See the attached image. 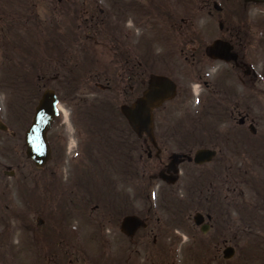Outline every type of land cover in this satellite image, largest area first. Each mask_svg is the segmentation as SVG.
<instances>
[{
  "label": "flooded vegetation",
  "instance_id": "obj_1",
  "mask_svg": "<svg viewBox=\"0 0 264 264\" xmlns=\"http://www.w3.org/2000/svg\"><path fill=\"white\" fill-rule=\"evenodd\" d=\"M196 1L199 2L198 11L201 7L210 17L214 16L213 10H222L216 0ZM191 5V0H107L105 6L97 0H0V19H9L6 26L0 25L4 34L0 43V86H55L59 100L75 101L76 109L69 119L75 146L68 155L77 171V185L90 183L97 165L101 175L107 174V170L109 175L112 166L118 167L114 172L117 174L119 170L121 180H127L130 172L131 179L135 177L136 182L140 181L141 193L148 198L146 204H150L151 190L157 188L156 193L161 197L160 207L138 205L129 209L127 197L121 196L118 208L110 195L104 196L110 200L107 208L101 204L95 207V211H100L99 224H108L112 229H121V222L128 215L139 216L145 221V226L137 229L132 237L121 234V255L114 259L119 264H130L128 248L134 246L139 251L144 248L159 250V247L174 244L187 246L202 242L201 246L210 247L207 252L198 247L213 260L207 258V263L215 260L222 263L226 247H233L236 254L245 238L256 243L257 249L264 247V134L263 143L256 142L258 130L251 115L250 100L254 85L260 80L249 60L240 52L242 34L248 35L251 45L257 43L254 22L240 20L232 29L226 30V36L223 33L220 37L225 41L228 37L238 55L237 61L224 64L245 76L238 79L246 92L244 106L239 103L235 88L229 92L224 89L223 81L216 80L209 91L215 93L220 101L202 102L201 112L192 116V125L188 114L186 134L189 135L183 142L178 139L184 133V130L180 131L179 124L177 128L166 124L180 105L184 110L188 109L190 95L188 90L182 89L184 78H178L172 72L146 74L148 61L157 62L161 53L171 60L173 68L181 70V76L196 65L201 56L208 59L205 55L207 45L202 48L203 52L200 46L193 47L197 42L192 33ZM128 24H131L129 28ZM242 27L248 28L247 33H241ZM27 34L30 37L29 56L23 55L26 47L21 48L22 35ZM68 47L79 52V56L69 53L72 55L68 58L72 61L66 70L67 77H64L63 66L67 65L64 49ZM17 51L21 56H16ZM98 54L110 56L115 72H92L90 67L99 62L94 57ZM47 64L52 69L47 70ZM41 68L42 71H37ZM153 74L164 75L177 86L176 97L153 111L155 144L145 135L138 137L123 115L111 107L98 109L96 104L99 101L94 97L88 100L86 91H80V87L95 86L103 92H112L113 96L120 98L121 105L127 106L143 96ZM230 95L235 97L230 99ZM13 112L15 114L6 106L0 110V152L7 155L10 151L15 156L14 160L16 153L19 155L16 170L0 162V210L5 212L12 211L8 205L13 192L10 190L19 176L17 170L19 172L21 160L27 159L25 132L32 120L27 110ZM59 117L60 114L55 124ZM53 129L54 126L48 135L52 157L43 169L51 163H59L57 155L61 153L59 148L64 137L51 136ZM173 148L178 151L172 152ZM202 151L210 152L202 156V163H197V154ZM258 166L262 171L257 169ZM102 167L106 169L104 172ZM10 172L14 173L10 175ZM181 192L187 198H193L192 205L183 207L180 203L178 207L170 206ZM91 196L89 191L74 190L71 196L74 208L69 209L75 212L88 209ZM23 198L25 206L20 209L23 215L17 216V220L23 222L16 224L18 228L13 221L7 222V218L0 217V221H4L0 223V264H115L113 260H95L93 256L79 253V230L71 220L66 221L68 208L62 212L63 223L49 224L41 219L43 222L39 225L42 226L45 250L39 256L32 254L31 248L35 244L28 241L27 233L38 232L30 224V198L27 195ZM159 210L174 213L171 217H182L187 224L167 222L168 218L158 216ZM196 213L205 216L201 225L193 222ZM12 226L18 234L10 233ZM202 227L209 230L204 233ZM180 231L183 232L180 234ZM156 253L158 258L153 259L157 263L161 258L169 264V258ZM252 259L264 263V256L259 258L255 254Z\"/></svg>",
  "mask_w": 264,
  "mask_h": 264
},
{
  "label": "rangeland",
  "instance_id": "obj_2",
  "mask_svg": "<svg viewBox=\"0 0 264 264\" xmlns=\"http://www.w3.org/2000/svg\"><path fill=\"white\" fill-rule=\"evenodd\" d=\"M97 1L101 6H105V1L107 2V0ZM216 1L221 5V7H223V11L217 12L216 10H213L214 16L210 17L205 13V10L201 7V11H198L199 2H197L196 0H191V9L193 16L192 33L193 36L196 37L194 39L197 42L196 44H193V47L200 46V50H202L203 52L204 49L202 48H204L206 45L211 44L217 38H220L223 33L226 36V30L228 28L231 29L233 27V24H237V22L240 20L247 21L250 19L251 21H253L256 37H258L259 35L263 36L264 4H248L244 7L243 0ZM8 20V18L0 19V21L3 22H7ZM220 22L223 23V30L219 29ZM0 25H2V22H0ZM130 26L131 24H128V28ZM19 27H22L21 24L19 25ZM22 38L23 39L21 40V48H26L24 52L22 50H20V52H23V55L25 56H29L30 52L28 46L30 45V37L27 34L26 36L22 35ZM248 39V36H244L243 34L241 35L242 43L240 46V52L245 56L246 60H249L250 67L257 72L258 78L261 79V81H257L255 83V89L251 93L250 100L252 102L251 115L257 123L256 127L258 130V138H256V142L263 143L262 136L264 134V76L262 69L264 67V54L263 50L259 51L257 49L256 44L255 46H253L248 43ZM67 49H64V62L67 63L66 66H63L62 73L64 77H67L66 70L68 68L69 63L72 61L71 58H68L72 55H70L69 53L73 52L75 57L79 56V52L75 51L74 49L70 50L69 47ZM20 52L17 51V57L21 56ZM94 57L97 58L99 62L98 64H96L94 60L95 65L90 67L92 72H115L116 68L111 67L112 64L109 61V55L98 54ZM1 58L2 57L0 52V60ZM148 62L149 65H147L148 70H146V74L158 72H172V75L177 76L178 78H184L181 81V84L183 86L182 89L186 91L188 90L190 95L189 101L187 102L188 109L184 110V106L180 105L176 114L170 117V119H167L168 122L166 124L167 127L172 126L175 128H177V125L179 124L180 131L184 130V133H182L178 137L179 142L185 141L187 139V135H189L186 134V130L188 128V122L186 117L188 116V114V119L192 125V116H196L201 112L202 102L212 99L220 101V99L216 96L215 93L209 91L211 89V86L213 87L215 85L216 80L219 79V81H223L225 83L224 89L229 90V92L233 91V88H235L238 95L237 98L239 99V103L244 106V103L246 101V92L242 85L238 82V79L239 77L245 76L243 72L236 73L231 69V66L225 65L223 62L211 61L209 59L204 58V56L203 58L201 56V60H197L196 65H193L190 70H185V73L182 74V76L181 72H179L181 70H178V68H173L171 66V60H167L165 54L161 53L159 55V60L155 63L151 61ZM28 63L29 61L27 62V64ZM50 69H52V67L47 64V70ZM37 71H42V68ZM70 76L71 75H69L68 77ZM206 84L208 85L206 86ZM21 86L27 87L25 85H19L17 87ZM53 88L57 90V87L53 86ZM80 89V91L85 90L86 93L89 95L88 100H91V98L94 97L95 100L99 101L96 104V107L98 109L103 107H106V109H108V107H111L113 111L117 110L119 112L122 102L119 97L113 96L112 92H103L95 86H85L80 87ZM228 96L229 95H227V97ZM233 97L235 96L230 95V99ZM13 102L19 103L20 105L18 107H12L9 104V111H11L12 113H14L13 111L21 113L22 108H25V105L27 104L24 99L16 98L14 94H12V96H9L8 91L4 87L0 86V110H4L7 103ZM75 104V101L72 100L60 103L61 107L69 111L70 113H72V111L76 109V106H74ZM186 111H189V113H187ZM63 119V115L61 114L58 123L54 125V129L51 133V136L53 137L59 135L64 137L62 147L59 148V150H61V153H58L57 155L59 158V163H51L46 169H36L35 166L30 163L27 159H25V161L21 160L22 165L20 167L19 172L17 170L19 176L16 179L13 188L10 190L13 192L10 201H8L10 202L8 203V205L11 206L12 211L5 212L1 209L0 217H2L1 219L7 218V222L13 221V224H15V226L18 223H22V220H17V216L19 214H22L20 213V209L21 207L25 206L23 202V197L27 195L30 198V201H28V203L32 208V214L29 216L30 224L32 225V229L36 228L37 230H35L38 232L36 233L32 231V233H27V238L29 242H31L32 240V245L35 244V246H32L31 248V253L39 256L40 253L41 255L43 254L45 248H43L42 246L43 237L41 230L42 228H40L42 226L39 225L38 219L40 218L44 222L49 224L65 222V219H63L64 215H62V212L66 208H74V203L71 201L73 191H89L90 194L93 196H91L92 198H89V200L92 202L89 205L88 209H84L83 211L78 212L69 209L70 211H74V213H71L69 210H67L69 214L67 215L66 221H68V219L71 220V223H73L75 228L79 230V253L84 256H93L95 260L102 258L107 260H113L115 264H119L116 263L114 259L115 257H118V255H121V242L119 241L122 233L120 231V228L117 227L115 229H112L108 224L104 226L100 225L97 220L100 211H95V207L98 204H101L103 208H107L110 205V200L108 198L106 199L105 197H107L108 195L113 196L114 199L111 201L116 203L118 208L120 206V197L126 196L128 205L130 204V207H128L129 209L137 207L138 205L145 207H160L161 197L156 193L157 188H153V195L149 199L150 204H146L148 198L142 195L139 186L141 185L140 181L136 182L135 177H133L132 179L128 178V180H121L119 179L120 173L118 174V176H116V174L111 171L109 178H106V176L102 174L103 176H105V179L100 173H98L99 168L97 165L95 170V177L92 179V182H83L80 183L78 186L77 184L79 181L77 171L74 168V164L72 162L71 157L68 155V146L70 144V140L74 139L75 141V137L70 131V128L72 130L73 127L71 122H68V125L70 127L68 128V126L64 124ZM73 148L74 147L70 148V150ZM175 150L176 149L173 148L172 152H174ZM177 151L178 150H176V152ZM14 157L15 156H12V153L10 151L7 152V155H3L0 152V162L16 170L18 165L17 160L19 158L18 153H16V160H14ZM257 169L259 171H262L261 166H258ZM261 174H263V172H261ZM8 181L9 183L12 182L11 180ZM178 198L179 200H185L187 196L181 192L179 193ZM1 206H4V204L1 203ZM173 214L174 213L169 214L168 212L163 213L161 210L158 211V216L165 217V219L168 218L167 222H182L184 223L183 225L187 224V221H185L182 217H171V215L173 216ZM102 216L103 213L100 214V217ZM2 222L4 221H0V223ZM13 232H16L18 234L14 226H12L10 230L11 234H13ZM181 232L183 231H180L179 233L181 234ZM8 237L11 238L12 236ZM112 238L115 239V241ZM113 244L115 246H113ZM202 244V242H197L195 244L187 246L181 244H174L164 248L159 247V250H157V248H154L153 250L144 248L143 250L140 249V251L137 246H134L128 248V256H130V264H166L165 260L161 258L158 260V263L156 262V259H153L158 258L156 252L164 254L166 258H169V264H264L260 260L252 259L253 255L255 254L259 258H263L264 247H259L257 249V244L250 241V238H245V241L238 246L237 253L232 260L224 262L222 261V263H216L217 260H215V262L207 263L205 259H207L208 257L205 256L204 251L207 252V249L210 247L201 246ZM17 246L19 245L17 244ZM198 247H202L204 251Z\"/></svg>",
  "mask_w": 264,
  "mask_h": 264
},
{
  "label": "water",
  "instance_id": "obj_3",
  "mask_svg": "<svg viewBox=\"0 0 264 264\" xmlns=\"http://www.w3.org/2000/svg\"><path fill=\"white\" fill-rule=\"evenodd\" d=\"M246 2L264 3V0H245ZM233 46L222 40L215 41L208 46L206 53L212 59L225 61L237 60V55L232 52ZM176 95L175 84L167 77L153 75L149 81V87L143 97L139 98L133 105L122 107V112L126 116L133 131L142 137L144 134L155 143L153 134V110L160 107L163 102L172 99ZM57 96L52 90H47L38 106L30 129L26 134L27 154L37 167H43L51 157V149L47 140V133L52 127L57 111ZM209 151H202L197 154L196 162L202 163V156ZM197 225L204 221V217L197 214L194 219ZM144 226V222L136 216H128L122 223L123 232L134 235L137 229ZM203 227V231H207ZM234 249L227 248L224 252L226 259L234 256Z\"/></svg>",
  "mask_w": 264,
  "mask_h": 264
},
{
  "label": "trees",
  "instance_id": "obj_4",
  "mask_svg": "<svg viewBox=\"0 0 264 264\" xmlns=\"http://www.w3.org/2000/svg\"><path fill=\"white\" fill-rule=\"evenodd\" d=\"M246 31V30H245ZM244 36H248V35H244ZM14 89H15V91H16V93H17V95L19 96V98H21V99H24V100H26V101H28V104L30 105V107H33L34 106V104L36 103V100H37V98L36 97H33V96H31L28 100L26 99V92L25 91H27V88L26 87H14ZM16 106H18L17 104H16ZM103 168V172L106 170L105 169V167H102ZM111 168V167H110ZM119 169L118 167H114V166H112V169L113 170H115V169ZM128 171H130V166H128ZM118 172H119V170H118ZM101 174V173H100ZM105 176H107L108 177V170H107V174L104 172L103 173ZM129 175H130V172L128 173ZM106 177V178H107ZM105 178V179H106Z\"/></svg>",
  "mask_w": 264,
  "mask_h": 264
}]
</instances>
